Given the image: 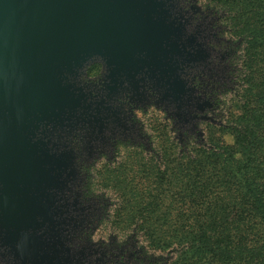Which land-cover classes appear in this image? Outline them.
Wrapping results in <instances>:
<instances>
[{
	"label": "rangeland",
	"instance_id": "rangeland-1",
	"mask_svg": "<svg viewBox=\"0 0 264 264\" xmlns=\"http://www.w3.org/2000/svg\"><path fill=\"white\" fill-rule=\"evenodd\" d=\"M52 3L69 21L90 31L63 34L54 23L31 25L18 10L2 14L13 17L9 43L25 69L0 51V264H37L38 259L80 264L91 249L111 244H131L142 264H172L176 244L150 249L140 210L122 196L138 191L148 178L134 172L130 146L165 158L175 155L177 147L183 152L180 147L202 146L209 124H222L215 116L225 115L229 96L214 91L212 102L194 98V110L212 117L203 114L197 134L184 130L181 140L177 118L167 115L174 98L170 93L188 89L181 59L168 57L177 71L170 87L160 64L148 56L161 40L180 32L179 22L174 29L168 22L172 15L173 21L183 18L175 11V0ZM198 3L193 0V11L199 10ZM155 8L161 10L152 20L148 15ZM192 45L188 44L192 56L206 57L201 44ZM119 98L126 99L129 109L137 107L129 121L137 134L142 132V139H148V148L136 141L118 142L107 157L98 146L120 129L114 118L121 110ZM221 137L232 142L230 135ZM107 161L119 165V183L100 190L98 169ZM171 194L163 197L166 205ZM175 215L173 211V224L180 222Z\"/></svg>",
	"mask_w": 264,
	"mask_h": 264
},
{
	"label": "trees",
	"instance_id": "trees-1",
	"mask_svg": "<svg viewBox=\"0 0 264 264\" xmlns=\"http://www.w3.org/2000/svg\"><path fill=\"white\" fill-rule=\"evenodd\" d=\"M199 9L207 17L198 19L196 26L184 18L173 21L172 15L170 27L176 28L179 22L180 32L148 56L160 64L171 87L177 71L169 64L170 44H180L183 52L178 55L187 59L179 63L182 77L189 70L207 69L206 78L213 82L215 93L229 96L225 115L215 116L223 122L218 128L209 124L202 146L180 147L183 152L176 146L170 157L149 155L131 145L134 172L148 177L144 178L147 184L122 196L132 199L140 210L150 249L176 244L172 264H264V0H200ZM190 43L207 46V57L192 56ZM170 94L174 98L168 118L175 116L177 126L190 123L195 136L203 115L192 120L189 110L197 102L193 93L187 89ZM114 118L120 130L125 128L120 111ZM221 134L230 135L232 142L225 143ZM137 136L148 148L142 132ZM118 167L107 161L98 169L100 190L119 183ZM170 192L166 205L163 197ZM173 211L180 222L173 224Z\"/></svg>",
	"mask_w": 264,
	"mask_h": 264
},
{
	"label": "flooded vegetation",
	"instance_id": "flooded-vegetation-1",
	"mask_svg": "<svg viewBox=\"0 0 264 264\" xmlns=\"http://www.w3.org/2000/svg\"><path fill=\"white\" fill-rule=\"evenodd\" d=\"M175 3L177 4L178 8L180 9V12L182 13V16L184 18V21L186 23H189L191 25L193 22L195 26L197 25V20L201 19L204 20L207 16H204L202 14V11L195 10L193 11L191 7L194 5L193 0H175ZM199 4V3H198ZM197 4V5H198ZM193 24V25H194ZM194 26V27H195ZM205 52L207 50V46H205ZM206 57L208 53H205ZM205 57V58H206ZM205 70L203 71L198 70L199 73H196V71L189 70L186 75L183 77L186 82V86L190 92L193 93V98H196L197 96L200 98L207 99V101L210 100L211 96L213 95L212 92L215 91V87L213 85V82L206 78ZM214 97V96H212ZM209 99V100H208ZM117 103L121 106L120 113L122 116L125 117V128H121L118 131H116L112 138H110L109 142L105 145H99L98 148L100 150V154H103L105 156L111 155V153H114L115 144L118 142L126 143L129 141L130 143H134V141L141 143V139L137 136V132L135 131L134 127L132 126V122L129 121V119L133 118V110L137 107H133V109H129L128 103L126 99L119 98L117 100ZM199 103V102H198ZM194 106L190 108V114L195 118L196 115H203L207 114L197 112L194 110ZM191 124L190 123H182L181 125L177 126L179 129V134L181 140L185 138V135L183 134L184 130H189L191 133ZM192 135V134H190ZM138 146V145H136ZM111 152V153H110ZM38 261H41L42 264H47L48 261H42L41 259H38ZM37 261V264H38ZM80 264H142L141 263V256L132 249L131 244H122L120 246H114L109 245L107 248H93L88 253H86L83 258L80 261Z\"/></svg>",
	"mask_w": 264,
	"mask_h": 264
},
{
	"label": "water",
	"instance_id": "water-1",
	"mask_svg": "<svg viewBox=\"0 0 264 264\" xmlns=\"http://www.w3.org/2000/svg\"><path fill=\"white\" fill-rule=\"evenodd\" d=\"M152 3L154 2H150L149 4ZM12 10H18L20 13L25 14L29 18L31 25L35 22L39 25L42 23H54L55 25L61 27L63 34L67 32V30L79 32L86 29L90 31V28L88 27L78 26L77 23L69 21L66 18L64 11L54 5L52 0H0V51H2L6 56L14 59L16 63L23 68V70L25 69V64L18 55V52L11 47L7 34L13 17L12 15H2ZM159 11L156 8L153 9V11L149 13L150 15H148V17L155 20V18L159 16ZM173 35H176V33H171L166 39L161 40L158 47L161 46L162 42L168 41L169 37ZM179 45L180 44H177V42L175 43V41H173V44H170L171 53H169L168 57H170L171 60L172 56H178V52L181 50H173V47H179ZM180 55L179 58L181 59V62L184 63L187 61V59H183Z\"/></svg>",
	"mask_w": 264,
	"mask_h": 264
}]
</instances>
